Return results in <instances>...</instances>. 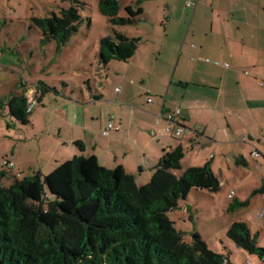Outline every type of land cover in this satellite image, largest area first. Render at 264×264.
<instances>
[{"label":"trees","instance_id":"1","mask_svg":"<svg viewBox=\"0 0 264 264\" xmlns=\"http://www.w3.org/2000/svg\"><path fill=\"white\" fill-rule=\"evenodd\" d=\"M136 2L135 8L124 5L126 15L119 16V0L97 1L98 11L115 26L98 42L96 55L102 67L111 60L127 61L138 49L140 37L116 28L136 21L142 13L140 0ZM83 4L72 0L50 16L32 18L41 41L54 40L57 48L63 47L83 22L79 13ZM48 91L55 89L39 81L33 92L35 102ZM5 106L16 120L29 123L31 108L23 92L0 99V109ZM159 116L165 117L161 111ZM195 129L191 128L193 134H199ZM75 144L84 151L80 141ZM184 154L182 145L163 149L150 167L149 181L142 185L121 165L104 167L94 154L74 155L46 174L36 171L22 179L0 166V264H230L227 256L209 249L198 233L185 241L167 215L180 207L179 201L186 199L191 188L216 192L220 187L209 161L176 174ZM8 172L12 182L3 185ZM253 193L264 194V183ZM231 198L227 211L248 203ZM225 234L263 263L264 247L257 244L247 222H232Z\"/></svg>","mask_w":264,"mask_h":264},{"label":"rangeland","instance_id":"2","mask_svg":"<svg viewBox=\"0 0 264 264\" xmlns=\"http://www.w3.org/2000/svg\"><path fill=\"white\" fill-rule=\"evenodd\" d=\"M71 1L0 0V96L3 92L6 94L13 90L2 99H7L16 92H23L29 99L31 89L41 81L63 94L66 88V95L72 94L80 103V89L88 92L90 87L86 98L93 99L86 100L84 106L97 111V115L101 113L105 116L111 110L113 95H116L115 87H122L121 96L135 99L140 105L146 104L145 92L148 87L144 81L139 80L140 77L142 74L158 75L164 70L172 77L178 56V53L173 52L169 41L175 38V31H179V26H174L175 23L167 24L162 0H140L142 13L136 17V21L130 25L116 26L127 36L140 37V43L129 60H111L106 67H102L97 59L98 42L102 36L110 34L115 26H112L107 16L98 11V0H80L84 2L81 7L79 5L83 22L63 47L57 48L54 40L41 41V33L32 24V18L50 16L61 7H68ZM136 1L119 0L118 15H126L123 8L128 3L137 7ZM187 9L191 12L190 8ZM86 17H89V22ZM250 80L253 86L245 96L256 99V105L248 110H235L233 104L231 108L225 109L222 105L208 117L197 113L199 122L206 125L207 136L193 149L185 148L182 166L202 165L209 161L220 182L219 190L210 192L191 188L186 199L179 201L180 207L167 213L174 221L175 228L183 233L185 241H190L194 232L198 233L209 249L227 256L230 264H246L247 261L250 264H264L258 255L249 254L237 247L225 234L232 222L245 221L252 234L256 235L257 244L264 247V214L260 216L264 210V194L253 193L256 187L264 183V85H259L264 82V77L256 81ZM63 84L67 85L63 87ZM70 90L73 93H69ZM47 93L49 100L44 99L45 107L52 105L51 103L57 107L64 101L68 105L73 104L71 101L67 102V96H55L53 91ZM99 93L103 97L95 99ZM41 102L42 100L31 110L27 124L12 117L7 106L0 109V158L1 154L7 152V156L14 149L17 156L19 153L29 156L32 154L37 161V141H43L47 132V129L42 132L37 127L43 126L37 118L48 117L40 108ZM78 102V107H82ZM73 109L71 107V111H67L73 112ZM64 114L61 113V116ZM97 121L89 120L83 125L92 128ZM49 122L52 124L56 119L50 115ZM57 122L60 123L59 120ZM60 125L64 131V124ZM186 142L183 138V143ZM254 150L258 153L256 156L252 155ZM239 158L244 159V162L237 163ZM11 171L18 173L12 169ZM175 172L178 174L179 171ZM24 176L26 175L19 173L17 177L22 179ZM135 181L138 185L146 184L149 181L148 173H142ZM10 182L12 178L8 172L1 183L9 185ZM228 193L239 197L234 199L247 200V205L235 211H227L226 207L233 201Z\"/></svg>","mask_w":264,"mask_h":264},{"label":"crops","instance_id":"3","mask_svg":"<svg viewBox=\"0 0 264 264\" xmlns=\"http://www.w3.org/2000/svg\"><path fill=\"white\" fill-rule=\"evenodd\" d=\"M161 3L166 9L167 24L179 26L175 38L169 41L178 56L172 77L165 70L158 75L142 74L140 77L139 80L148 87L145 96L149 92L152 101L148 102L145 97L146 104L140 105L135 99L121 96L122 87H115L111 110L103 116L84 106L86 100L89 101L86 98L89 91L80 89V103L72 94L66 95V88L61 90L63 94L52 87L55 96H67V102L73 104L68 105L64 101L57 107L54 103L45 107L43 102L44 99L49 100V94L42 97L40 108L48 117L37 118L43 124L37 127L39 131L46 132L47 129V132L43 141H37V161L32 154L19 153L17 156L14 149L7 156V152L1 154L0 160L6 158L13 163L15 173L28 176L36 171L46 173L52 169L50 167L74 155L94 154L106 168L121 165L135 179L144 172L150 177V167L159 159L163 149L176 145L193 149L207 136L206 125L199 122L197 113L208 117L222 105L227 109L233 104L235 110H248L255 106L257 100L247 98L245 94H249L253 86L250 79L256 81L264 77V0H162ZM226 63L228 67L224 66ZM244 71H249V74H244ZM66 85L63 84V87ZM116 88L119 89L116 91ZM33 89L29 97L33 95ZM7 93L3 92L0 99ZM69 93L73 92L70 90ZM98 95L103 97L101 93ZM77 102L82 107H78ZM36 105L38 102L31 110ZM71 107L73 112H69ZM175 107L181 110L179 123L190 129L196 128L199 134L176 137L163 133L166 121L159 116V112L165 116ZM61 113L65 114L61 116ZM50 115L56 122L50 124ZM57 120L64 124V131ZM89 120L98 121L92 128L89 125L86 128L83 124ZM108 121L117 124L119 129L103 135L101 129ZM183 138L187 140L185 144ZM75 141L84 145L83 152ZM188 166L191 165L182 166L181 161L178 174ZM233 197L239 198L235 194Z\"/></svg>","mask_w":264,"mask_h":264},{"label":"built area","instance_id":"4","mask_svg":"<svg viewBox=\"0 0 264 264\" xmlns=\"http://www.w3.org/2000/svg\"><path fill=\"white\" fill-rule=\"evenodd\" d=\"M189 4V3H188ZM225 67H228L229 65L226 63L224 64ZM244 74H249V71H244ZM261 86L264 85V82H260L259 83ZM119 88H116L115 90L117 91ZM147 101H152L151 96H147L146 97ZM29 102V108H31L34 104H35V99L33 97V95L31 97H29L28 99ZM180 108L179 107H175L172 111H169L166 115H165V121H166V125L164 126L163 129V133L168 134V135H173V136H180V135H188V134H192L194 133L193 130L184 127L183 125H181L180 122ZM119 129V126L115 123H113L112 121H108L104 124V126L101 129V133L103 135H108L110 132L112 131H116ZM258 153L254 150L252 152L253 156H256ZM0 166L3 167H7L9 169H12L13 167V163L9 160H7L6 158H2L0 160ZM16 176H19V173L15 174ZM233 196L232 193H228V197L231 198ZM264 214V210L263 212L260 214V216H262ZM264 261V260H263ZM246 264H250V261H247Z\"/></svg>","mask_w":264,"mask_h":264}]
</instances>
